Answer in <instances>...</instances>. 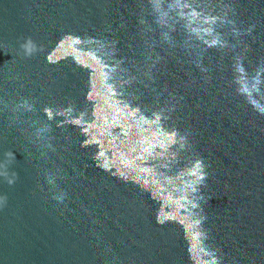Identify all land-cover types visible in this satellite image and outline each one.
<instances>
[{
    "label": "water",
    "instance_id": "1",
    "mask_svg": "<svg viewBox=\"0 0 264 264\" xmlns=\"http://www.w3.org/2000/svg\"><path fill=\"white\" fill-rule=\"evenodd\" d=\"M0 264H264V0H0Z\"/></svg>",
    "mask_w": 264,
    "mask_h": 264
}]
</instances>
